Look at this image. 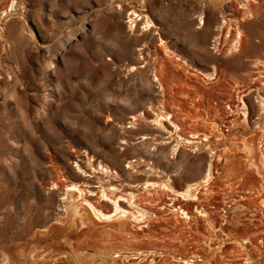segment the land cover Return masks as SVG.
Segmentation results:
<instances>
[{
	"label": "rangeland",
	"instance_id": "obj_1",
	"mask_svg": "<svg viewBox=\"0 0 264 264\" xmlns=\"http://www.w3.org/2000/svg\"><path fill=\"white\" fill-rule=\"evenodd\" d=\"M251 2L0 0V264H237L244 257L264 264V192L248 193L254 186L242 173L249 149L264 154L255 90L264 77L254 76L264 72V0ZM236 25L243 47L232 54ZM240 98L247 120L238 114L234 126L228 103ZM197 131L213 132L214 149L180 141ZM221 150L224 160L215 157ZM211 161L209 189L195 201L182 197L189 185L204 186ZM88 174L111 197L169 210L147 220L99 219L84 197L92 194L104 213L113 204L84 185ZM72 185L80 193H68ZM150 190L157 206L144 203ZM172 203L193 217L195 205L213 215L196 225ZM214 218L227 234L219 245L202 237ZM236 230L251 242L231 239ZM140 250L156 255L137 260Z\"/></svg>",
	"mask_w": 264,
	"mask_h": 264
},
{
	"label": "bare ground",
	"instance_id": "obj_2",
	"mask_svg": "<svg viewBox=\"0 0 264 264\" xmlns=\"http://www.w3.org/2000/svg\"><path fill=\"white\" fill-rule=\"evenodd\" d=\"M241 1V5H243V6H245V7H247V6H250V3H252L253 4V2H251V1H254V0H240ZM239 2V1H238ZM255 2H257V1H255ZM255 5V4H254ZM243 7H241V9H242ZM249 8V7H248ZM255 8V7H254ZM243 9H245V8H243ZM246 10H247V8H246ZM240 11V10H239ZM135 12V11H134ZM247 12V11H246ZM250 12V11H249ZM136 13V12H135ZM248 13V12H247ZM244 14H246V13H244ZM135 16V15H134ZM131 19H130V21L132 22V23H135V19H133L132 18V16H129ZM136 18V17H135ZM138 18H140V17H138ZM201 19H203V18H201ZM225 20V19H224ZM141 21V20H140ZM224 22V21H223ZM148 23H149V21H147L146 22V26L148 25ZM201 23L203 24L204 22L203 21H201ZM129 24H131V23H129ZM153 24V23H152ZM225 24V23H224ZM223 24V25H224ZM229 24V23H228ZM241 24V23H240ZM227 25V24H226ZM237 26V25H236ZM224 29V28H223ZM242 29L240 28V26L238 25L237 27H236V34L237 35H233L234 36V44H232V47H231V49H230V52L233 54L234 52H236V51H239L240 50V48H242L243 46H241V40H242V31H241ZM231 34H232V32H231ZM220 39V38H219ZM219 39L218 38H215V44H216V46L220 43L219 42ZM166 42V41H165ZM164 43V42H163ZM162 43V44H163ZM242 50V49H241ZM240 50V51H241ZM230 53V54H231ZM254 61V60H253ZM253 65V64H252ZM251 65V66H252ZM255 67V66H254ZM257 67V66H256ZM259 67V66H258ZM215 71V70H214ZM256 72H255V74H254V76H255V81L258 79L259 80V78H263L264 77V72H262V71H260V69L258 68L257 70H255ZM252 73H253V71H251ZM195 74V73H194ZM251 74V73H250ZM249 76V75H248ZM251 80H253V79H251ZM254 81V82H255ZM261 81V80H260ZM237 84V83H236ZM261 84V83H260ZM259 84V85H260ZM238 85V84H237ZM241 85V84H240ZM254 85V84H253ZM258 85V84H257ZM237 87V86H236ZM251 88H253V87H251ZM235 89H237V88H235ZM255 90H256V94H257V99H258V104H259V106L261 107V108H264V85L263 86H261V87H255ZM251 91V90H250ZM246 93V92H245ZM251 93V92H250ZM256 94H254V95H256ZM240 96V95H239ZM247 96V95H246ZM241 100V101H240ZM240 100L238 101V102H230V103H228V107H229V109L231 110V111H236V114H232L230 117H232L231 118V122H230V124H232V125H239L240 123L238 122V120H236V115H240L241 116V118H243L244 119V121L246 122V120H247V114H248V104L245 102V100H244V98H240ZM232 101V100H231ZM197 107V106H196ZM242 111V113H240L239 111ZM263 112H264V109H263ZM209 113H211V112H209ZM165 114V113H164ZM217 114V113H216ZM167 115H171V114H168V111H167ZM166 115V116H167ZM194 115V114H193ZM220 115V114H219ZM222 115V114H221ZM162 116V115H161ZM203 116V115H202ZM239 116V117H240ZM173 117H175V116H173ZM200 117V116H199ZM161 118V117H160ZM159 118V119H160ZM163 118H164V116H163ZM195 118V117H194ZM201 118V117H200ZM211 118L213 119L214 118V116L213 115H211ZM221 118H222V116H221ZM170 120H172L173 118H172V115L170 116V118H169ZM199 119V118H198ZM202 119V118H201ZM130 120H131V123H133V122H137V118L136 117H131L130 118ZM139 120V119H138ZM153 120V119H152ZM155 121V120H154ZM164 121V120H163ZM153 122V121H152ZM156 122V121H155ZM158 122H160V123H162L163 124V122H162V120H158ZM228 122V121H227ZM226 122V123H227ZM244 122V123H245ZM171 123H172V126H173V128H174V132L175 133H179L178 131H179V128H180V125L177 123V122H175V121H171ZM247 124H248V122H247ZM165 125V124H164ZM212 125H213V127L212 128H214V129H216V131H219L218 129V126L215 124V122H212ZM182 126V125H181ZM181 129V128H180ZM221 129V128H220ZM168 130V129H167ZM222 130H223V128H222ZM181 131H182V129H181ZM180 131V132H181ZM175 135V134H174ZM175 137V136H174ZM218 137V136H217ZM217 137H215V138H217ZM171 138V137H170ZM179 138L181 139L180 141H182V142H184L185 144L187 143H189L190 145H192L193 146V144H196L195 146H201V147H208V148H213L212 146V143H213V132H203L202 134L201 133H199L198 131L197 132H191V138H189V137H187V138H182L180 135H179ZM203 138H205V139H203ZM172 139H174V138H172ZM193 139H198L197 141H195V140H193ZM174 141H175V139H174ZM179 142V141H178ZM172 143V142H171ZM221 143V142H220ZM245 146L247 145V142H244L243 143ZM178 145V144H177ZM221 146V145H220ZM175 147H176V145H175ZM180 147V146H179ZM249 147H251V146H249ZM249 147H248V149H249ZM178 148V147H177ZM199 148V147H198ZM245 148V147H244ZM179 149V148H178ZM214 149V148H213ZM246 149V151H247V148H245ZM251 149H253V148H251ZM251 149H249V152L247 151V153L249 154V156L251 157V155H252V158H250V160H249V164H248V167L245 169V171H243L242 173H243V179H245L246 181H248L249 183H252L253 184V186H254V188H252V189H250V192H248V193H251L252 195H255V193H256V195H259L260 193L259 192H261V191H263L264 192V168L261 166V164H263L264 163V161H263V163L262 162H259V160L261 161L262 159H261V157H264V154H263V156H261L259 153H255V154H252L253 152H252V150ZM176 150V149H175ZM227 150H230V149H228V147L226 146L225 147V151H227ZM251 150V151H250ZM254 151H255V149H253ZM177 152V151H176ZM262 153H263V151H261ZM215 153H218V155L216 154V158L218 159V160H224L225 158H226V154L225 153H222V150H221V152H215ZM251 154V155H250ZM226 155V156H225ZM214 157V156H213ZM136 161V160H135ZM90 162V161H89ZM211 162H213V161H211ZM131 167H137L138 165H137V163L136 162H134V161H128L127 162ZM261 163V164H260ZM89 164V163H88ZM101 165V164H100ZM89 166H91V164H89ZM80 167H81V165H80ZM92 167V166H91ZM101 167V166H100ZM82 168V167H81ZM102 168H104V167H102ZM134 168V169H135ZM140 168V167H139ZM106 169V172L109 170L108 168H105ZM213 169H214V162L213 163H210V165H209V169H208V173H207V175L204 177V182L203 183H205L204 184V186H201V188L199 189V185L197 186V184H191V185H189L187 188H186V190H184V191H182V192H179L180 194H181V196L182 197H184V198H187V199H189V201H195V200H198L199 198L197 197V195L198 194H200L201 193V191H199V190H201V189H205V190H207V188L209 189V183L211 182V179H212V171H213ZM81 170V169H80ZM90 170V169H89ZM92 170H94L95 171V169H93L92 168ZM97 170V169H96ZM103 170V169H102ZM145 170V169H144ZM116 171V170H115ZM83 172H85V171H83ZM97 172V171H96ZM99 172V171H98ZM97 172V173H98ZM139 172V171H138ZM148 172V171H147ZM110 173V172H109ZM153 173H155V171L153 172ZM85 174V173H84ZM103 174V173H102ZM89 177V178H92V175L91 174H88V175H84L83 177H82V181L84 182V185H85V183H87L88 184V186H89V188H91V191H93V194L95 193L94 191H97L99 194L101 193V198H103V197H105V198H108L109 199V202H111V204H113V207H112V210H111V212H107V213H104L103 211H101L100 209H97V207H95L94 206V204H93V200H94V197H93V195L92 194H90V195H86L85 197H84V202H85V204L88 206V208L96 215V217H98L99 219H102V220H108V221H110V220H112L113 218H115V217H117L120 221H122V220H127V219H131V218H133V219H135V220H139L141 217H146L145 219L147 220L148 219V216H155V217H159V216H161V215H163L164 213H166V211H168L169 209H168V204H166V203H160L159 201L157 202L158 203V206L159 207H157V208H154V210H150V212H148V211H146V209H143L142 210V208H138L137 206L135 207V204H136V201H135V197L134 196H131L132 198H134V199H132V201L130 202V201H128L127 203L124 201V200H122L121 198H119V197H111L110 195H109V192L110 191H107L106 189H104V186H102V184L99 186V187H97V186H93L92 185V182L90 181V179H87V178ZM94 177H95V175H94ZM214 179V178H213ZM164 182V181H163ZM173 182V181H172ZM111 183V182H110ZM109 183V184H110ZM153 183V182H152ZM156 183V182H155ZM162 183V182H161ZM165 183H166V181H165ZM108 184V185H109ZM150 185H151V183H149ZM159 184V183H158ZM150 185H148V187H151L152 189L151 190H154L155 189V187L157 186H150ZM152 185H155V184H152ZM259 185V186H258ZM79 186V185H78ZM83 186V185H82ZM159 186V185H158ZM208 186V187H207ZM165 187L166 188H170L171 190H175V188L173 189V185H171V183L170 184H166L165 185ZM257 187H260V189H258ZM80 188V187H79ZM76 185H72V189H69L68 190V193H70L69 191H75V190H78V192H79V189ZM88 188V187H87ZM112 188V187H111ZM83 189V188H82ZM86 189V188H85ZM84 189V190H85ZM159 189H160V186H159ZM84 190H82V191H84ZM90 190V189H89ZM151 190L150 191H148V195H150V196H148L147 198H145L144 199V203H145V205L146 204H149V205H151L152 206V204H154V205H156V200L153 198V197H151V195L153 194V193H151ZM158 190V189H157ZM164 190V189H163ZM167 190V189H166ZM86 191V190H85ZM87 191H88V189H87ZM111 191H113V190H111ZM146 191V190H145ZM159 191V190H158ZM168 191V190H167ZM255 193H254V192ZM108 192V193H107ZM166 192V191H165ZM176 192V191H175ZM178 192V191H177ZM258 192V193H257ZM67 193V194H68ZM74 193V192H73ZM80 193V192H79ZM115 193V192H114ZM134 193V192H133ZM159 193V192H158ZM164 193V192H163ZM96 194V193H95ZM135 194V193H134ZM134 194H132V195H134ZM145 194V193H144ZM160 194V193H159ZM178 194V193H177ZM176 194V195H177ZM179 194V195H180ZM204 194V193H203ZM207 194V193H206ZM70 195V194H69ZM75 195V194H74ZM85 195V194H84ZM140 195V194H139ZM139 195H138V199L140 198L139 197ZM154 195V194H153ZM95 196H97V195H95ZM99 196V195H98ZM261 196H262V198H261V205L264 207V193H262L261 194ZM143 197H145V196H143ZM142 197V198H143ZM180 197V196H179ZM123 198V197H122ZM142 198H140V200H142ZM202 198V197H201ZM127 199V198H126ZM171 199H172V197H171ZM174 199V198H173ZM83 200V199H82ZM129 200V199H128ZM130 200H131V198H130ZM139 200V201H140ZM176 200V199H175ZM178 200V199H177ZM101 201H103V200H101ZM138 201V200H137ZM179 201V200H178ZM202 201V200H201ZM259 201V200H258ZM107 202V201H106ZM174 202V201H173ZM84 204V205H85ZM99 204H100V202H99ZM142 204V203H141ZM141 204H139V205H141ZM83 205V204H82ZM86 205L85 206H83V207H85L84 209H86ZM153 205V206H154ZM130 206H133V209H134V207L136 208V211H134V212H132L131 210H130ZM148 206V205H147ZM157 206V205H156ZM171 207H172V209H175V210H177L178 212H179V210H181V211H183L184 212V214H186V218H188V222H191V221H194V222H198V220H203V221H208L207 220V218H209V219H211L212 218V215H213V213H212V211H208V210H204V208L202 207V206H199V205H195V208H194V210H195V214L196 215H194V217H193V215L187 210V209H185V208H183V206L181 205V203H178V204H176V203H172V205H170ZM177 206H178V208H177ZM258 206V205H257ZM80 207H82V206H80ZM232 207V206H231ZM164 209H166L165 210V212L163 211ZM83 210V209H82ZM76 211V210H75ZM151 211H153L152 213H151ZM77 212V211H76ZM91 212V213H92ZM262 212H263V215H264V209L262 210ZM84 213V212H83ZM259 213V212H258ZM258 213L256 214V215H258ZM80 214H82V213H80ZM198 214V215H197ZM77 215H79L78 213H77ZM76 215V216H77ZM174 215V214H173ZM82 216V215H81ZM228 216V215H227ZM79 217V216H78ZM140 217V218H139ZM163 217H164V215H163ZM83 218V217H82ZM160 218H162V217H160ZM116 219V218H115ZM163 219V218H162ZM192 219H194V220H192ZM144 220V219H143ZM115 221V220H114ZM132 221V220H131ZM227 221H228V218H227ZM117 222V221H116ZM141 222H142V220H141ZM197 222H196V225H197ZM211 226L210 227H212V229L211 230H207V229H205V234H202V237H203V240L205 241V242H207L208 244H210V245H212V244H214V245H219L221 242H223L224 240H225V236L224 235H227V234H224V235H222L221 234V232L220 231H222V229H224V225L222 226V225H220V224H217L216 223V221H215V218L214 219H212L211 221ZM225 222H226V220H225ZM255 222V221H254ZM113 223V222H112ZM144 223V222H143ZM182 223V222H181ZM253 225H254V223H253ZM264 225V224H263ZM249 226H250V224H249ZM142 228H144V227H142ZM192 228V227H191ZM197 228V227H196ZM217 229V231H219L220 232V234L219 233H215V230ZM198 229V228H197ZM209 229V228H208ZM215 229V230H214ZM226 229V228H225ZM224 232V231H223ZM264 232V231H263ZM138 233V232H137ZM195 233V232H194ZM197 233V232H196ZM225 233V232H224ZM248 233V232H247ZM200 234V233H199ZM198 233L196 234V235H199ZM206 234H209V235H206ZM245 233H241L239 230L237 231L236 230V234L233 236L232 234H228L229 235V237H231V236H233V237H231V239H234V241L235 242H239V243H241L242 241H246V243H249V242H251L250 240H251V238L249 237V238H247V237H245L244 238V235ZM252 237V236H251ZM228 238V237H227ZM203 241V242H204ZM233 241V242H234ZM261 241H262V239H261ZM260 241V242H261ZM264 243V242H263ZM238 244V243H237ZM209 245V246H210ZM243 245V244H242ZM245 247V246H244ZM220 248V247H219ZM217 250V249H216ZM130 254H131V252H130ZM133 254H134V256L137 258V260L138 259H144V258H146V259H150V258H152L154 255H156V253H154L153 251H150V250H140V251H136L135 253L133 252ZM246 256H247V254H246ZM249 256V255H248ZM128 257V256H127ZM197 257H201L200 255H198L197 254ZM129 258V257H128ZM127 258V259H128ZM132 258H134V257H132ZM213 259V258H212ZM251 259V258H250ZM129 260V259H128ZM131 260V259H130ZM242 260V262H236L237 264H247L246 262H248V257H244L243 259H241ZM153 261H155V259H153ZM182 261H184V260H182ZM252 261V260H251ZM251 261L249 262V263H251ZM185 262V264H191V263H193V264H201L202 262H198V261H191V260H186V261H184ZM6 264V263H5Z\"/></svg>",
	"mask_w": 264,
	"mask_h": 264
}]
</instances>
